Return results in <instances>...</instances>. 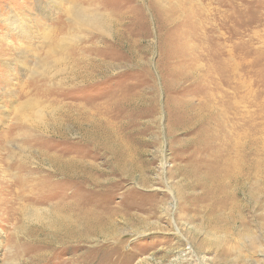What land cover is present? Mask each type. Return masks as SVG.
Segmentation results:
<instances>
[{"label": "rangeland", "instance_id": "1", "mask_svg": "<svg viewBox=\"0 0 264 264\" xmlns=\"http://www.w3.org/2000/svg\"><path fill=\"white\" fill-rule=\"evenodd\" d=\"M0 192V264H264V0H0Z\"/></svg>", "mask_w": 264, "mask_h": 264}, {"label": "bare ground", "instance_id": "2", "mask_svg": "<svg viewBox=\"0 0 264 264\" xmlns=\"http://www.w3.org/2000/svg\"><path fill=\"white\" fill-rule=\"evenodd\" d=\"M235 69L232 67V71H234ZM209 103V102H208ZM207 104V103H206ZM212 106H216L215 105V103H213L212 105H211V107ZM211 107H210V109H211ZM204 109H209V107H203ZM214 109L215 108H217V107H213ZM209 111V110H208ZM225 113H220V112H216L215 111V113L213 112V113H211V112H209L210 113V115H208L207 114V116L206 115H204V114H201V115H199V117L200 118H203V119H205V120H207V121H221L219 118H221L222 119V115H224V114H226V109H225V111H224ZM253 146V145H252ZM245 148V147H244ZM249 149V148H248ZM253 151V150H252ZM251 152V151H250ZM253 153V152H252ZM239 154H241V153H239ZM244 154V153H243ZM238 155V154H237ZM249 157V156H248ZM249 160V159H248ZM232 165L234 166V167H236L234 170H233V172H232V174H231V176L230 177H232L233 179H231V180H233L234 181V183H236L237 182V184H240V178H241V176H242V174H245V171H243V170H245V168H244V166H243V163L242 162H232ZM248 173H250V172H248ZM255 173V172H254ZM253 173V174H254ZM39 174H41V173H39ZM252 174V173H251ZM42 175V174H41ZM246 176V175H245ZM43 179H45V178H43ZM43 181V180H42ZM44 182V181H43ZM41 183V182H40ZM46 183V182H45ZM38 185V184H37ZM226 185H227V183H226ZM35 187H38V186H35ZM224 189V187L222 188V190ZM8 190V189H7ZM6 190V191H7ZM11 190V189H10ZM2 191V190H1ZM225 191V190H224ZM227 192V191H226ZM6 193V192H5ZM8 194V193H7ZM21 195V194H20ZM19 195V196H20ZM0 196H2L1 195V192H0ZM3 196H7V195H3ZM10 196V195H9ZM219 196V195H218ZM22 197V196H21ZM21 197H18V198H21ZM8 198H12V197H8ZM22 200V199H21ZM3 201V200H2ZM0 203H2V202H0ZM243 203V202H242ZM57 204V203H56ZM240 204V203H239ZM5 205H7V203H5ZM4 205V206H5ZM20 205V204H19ZM57 205H60L59 203L57 204ZM242 205V204H241ZM3 206V207H4ZM20 207V206H19ZM7 208V207H6ZM10 208V207H9ZM16 208V207H15ZM60 208V207H59ZM2 209V208H1ZM235 209V208H234ZM3 210V209H2ZM1 210V211H2ZM6 210V209H5ZM60 211V210H59ZM238 211H239V209H238ZM237 211V212H238ZM2 212H4V211H2ZM101 212V211H100ZM115 212V211H114ZM57 213H59V212H57ZM239 213V212H238ZM86 213H84V214H80L79 216H83V215H85ZM1 215V214H0ZM89 215H91V216H93V218H84V221H82V220H80L81 219V217H78V219H77V222L75 221V226H76V228L78 229V227H79V224H82L83 225V229L81 230V229H79V230H74V228L72 229V228H70L69 227V232H68V236H67V238H71V237H73V233H76V236L78 237V240H79V238H87L88 236H92L93 234H99V232H102L101 231V229H103V227H104V225H105V223H111V222H113L112 221V214L110 213V215H107L108 217L106 218H104V217H100L99 219H97V217L95 216V214L94 213H91V214H89ZM106 215V214H105ZM136 215V214H135ZM114 216V215H113ZM115 216H116V214H115ZM130 218V217H129ZM128 218V219H129ZM239 218V217H238ZM243 218V217H242ZM109 219V220H108ZM127 219V220H128ZM108 220V221H107ZM237 220H239V219H237ZM243 220V219H242ZM81 222V223H80ZM136 222V221H135ZM144 223V222H143ZM235 223V222H234ZM108 225V224H107ZM109 226V225H108ZM109 228V227H108ZM71 232H73V233H71ZM71 233V234H70ZM73 234V235H72ZM62 235V234H61ZM228 235V234H227ZM65 236V235H64ZM76 238V237H75ZM37 240V239H36ZM60 240H63V239H60V232H59V234L55 237V241L57 242V243H59L60 244ZM70 241V239L68 240V242ZM44 242V241H43ZM57 245V244H56ZM20 246V245H19ZM55 246V245H54ZM41 247H43V246H41ZM56 247V246H55ZM26 248V247H25ZM51 248V247H50ZM218 248V247H217ZM47 249H42L41 251H38L36 254H34L33 256H32V259L34 258L35 260H36V262L38 263H41V264H45V263H47V260H46V253H47ZM222 255H228V252L227 251H225L224 250V252L222 253ZM221 255V256H222ZM31 256V255H30ZM223 257V256H222ZM27 263V262H26ZM50 263V262H49Z\"/></svg>", "mask_w": 264, "mask_h": 264}, {"label": "clouds", "instance_id": "3", "mask_svg": "<svg viewBox=\"0 0 264 264\" xmlns=\"http://www.w3.org/2000/svg\"><path fill=\"white\" fill-rule=\"evenodd\" d=\"M65 15H67V13L65 12Z\"/></svg>", "mask_w": 264, "mask_h": 264}]
</instances>
